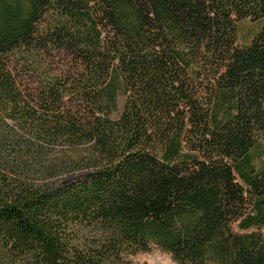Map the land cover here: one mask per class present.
Returning <instances> with one entry per match:
<instances>
[{"label":"trees","instance_id":"obj_1","mask_svg":"<svg viewBox=\"0 0 264 264\" xmlns=\"http://www.w3.org/2000/svg\"><path fill=\"white\" fill-rule=\"evenodd\" d=\"M244 19L263 21L264 0H0L10 264L152 245L177 264H264V165L249 158L264 140V26L238 46ZM53 159L86 172L33 185Z\"/></svg>","mask_w":264,"mask_h":264},{"label":"rangeland","instance_id":"obj_2","mask_svg":"<svg viewBox=\"0 0 264 264\" xmlns=\"http://www.w3.org/2000/svg\"><path fill=\"white\" fill-rule=\"evenodd\" d=\"M264 26L263 21L253 22L249 19L241 20L236 25L237 45L245 46L249 43L252 36ZM124 103V98L118 97L117 109L113 113L112 118L115 119L121 112ZM249 158L255 170L260 169L264 165V140L260 141L258 145L249 152ZM65 161L52 160L48 168L43 167L41 170L36 169L31 172L29 180L33 185L45 186L52 184H60L63 181L69 180L74 175L80 172H86L81 169H67L68 163ZM73 175V176H72ZM237 181L245 188L244 182L236 174ZM233 231L240 234L241 230L237 227V222L232 225ZM264 234V230H262ZM0 264H10L7 259L5 250L0 243ZM106 264H177L171 256L161 251L157 246L152 245L148 251L138 252L136 254H124L118 260Z\"/></svg>","mask_w":264,"mask_h":264}]
</instances>
